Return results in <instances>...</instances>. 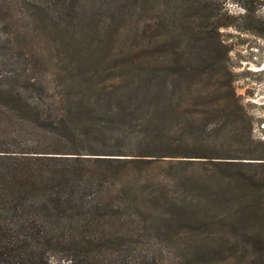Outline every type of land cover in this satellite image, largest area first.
<instances>
[{"label": "trees", "instance_id": "1", "mask_svg": "<svg viewBox=\"0 0 264 264\" xmlns=\"http://www.w3.org/2000/svg\"><path fill=\"white\" fill-rule=\"evenodd\" d=\"M218 17L212 0H0V264L264 261V159L199 43Z\"/></svg>", "mask_w": 264, "mask_h": 264}, {"label": "rangeland", "instance_id": "2", "mask_svg": "<svg viewBox=\"0 0 264 264\" xmlns=\"http://www.w3.org/2000/svg\"><path fill=\"white\" fill-rule=\"evenodd\" d=\"M218 11L215 22L226 23L202 41L213 46L218 71L230 82L251 127L255 143L247 158L264 159V0H212ZM258 144V146L256 145ZM264 179V165L255 172ZM244 264H264L260 252L245 247Z\"/></svg>", "mask_w": 264, "mask_h": 264}, {"label": "flooded vegetation", "instance_id": "3", "mask_svg": "<svg viewBox=\"0 0 264 264\" xmlns=\"http://www.w3.org/2000/svg\"><path fill=\"white\" fill-rule=\"evenodd\" d=\"M262 69H264V66H263V68Z\"/></svg>", "mask_w": 264, "mask_h": 264}]
</instances>
